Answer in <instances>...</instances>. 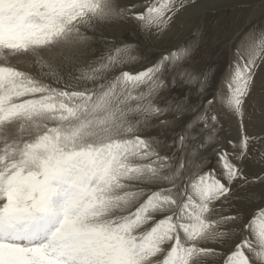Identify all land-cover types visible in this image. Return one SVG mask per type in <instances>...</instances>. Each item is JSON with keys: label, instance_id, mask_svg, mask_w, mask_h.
Instances as JSON below:
<instances>
[{"label": "snow or ice", "instance_id": "snow-or-ice-1", "mask_svg": "<svg viewBox=\"0 0 264 264\" xmlns=\"http://www.w3.org/2000/svg\"><path fill=\"white\" fill-rule=\"evenodd\" d=\"M193 3L0 0V264H264V208L238 207L264 185L246 174L264 136L245 126L264 26L231 47L214 92L218 70L188 66L199 30L143 70H123L138 49L123 42L61 75L98 26L159 35Z\"/></svg>", "mask_w": 264, "mask_h": 264}, {"label": "rangeland", "instance_id": "rangeland-1", "mask_svg": "<svg viewBox=\"0 0 264 264\" xmlns=\"http://www.w3.org/2000/svg\"><path fill=\"white\" fill-rule=\"evenodd\" d=\"M117 2L125 4L130 0H117ZM253 26H264V0H195L191 6L181 10L166 32L159 35L139 32L135 21L132 20H118L98 26L88 33L90 39L83 48L79 49L77 63L65 64L61 69V75L98 57L106 56L111 45H120L123 42L138 45V49L132 52L137 59L122 66L123 70L133 72L143 70L169 51L191 41L193 34L199 30L203 35V42L188 66L197 71L214 66L218 70L216 83L211 88V92H214L230 57L231 47L242 39V33ZM31 71L33 74H38L36 69ZM44 79L45 82L52 83L50 78L44 77ZM255 80V86L246 101L245 126L248 135L264 136V68L257 70ZM183 91V87H177L173 95ZM211 92L206 95H211ZM193 98H196L195 95ZM218 111L220 124L223 127L221 133L223 139L235 140L238 136L237 121L222 109ZM151 131L155 130L150 129L149 132ZM250 147L255 157L258 154L256 150L264 151V142L252 144ZM261 172H264V164L252 161L246 163V174L250 178ZM253 192L258 194L257 199L250 198ZM238 196L241 198L238 207L246 218L264 208V185L242 190ZM233 243L235 239L227 241L223 250L227 251ZM207 246L219 247L213 244Z\"/></svg>", "mask_w": 264, "mask_h": 264}, {"label": "bare ground", "instance_id": "bare-ground-1", "mask_svg": "<svg viewBox=\"0 0 264 264\" xmlns=\"http://www.w3.org/2000/svg\"><path fill=\"white\" fill-rule=\"evenodd\" d=\"M26 70H30L31 71V69H26Z\"/></svg>", "mask_w": 264, "mask_h": 264}]
</instances>
